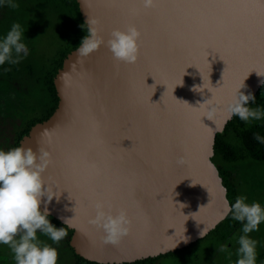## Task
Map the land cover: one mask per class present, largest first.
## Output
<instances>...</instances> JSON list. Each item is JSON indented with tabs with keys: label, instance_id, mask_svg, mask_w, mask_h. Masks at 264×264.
Segmentation results:
<instances>
[{
	"label": "water",
	"instance_id": "water-1",
	"mask_svg": "<svg viewBox=\"0 0 264 264\" xmlns=\"http://www.w3.org/2000/svg\"><path fill=\"white\" fill-rule=\"evenodd\" d=\"M76 2L88 34V20H98L105 43L134 25L139 54L128 64L101 45L79 57L80 42L63 58L55 109L18 142L50 156L42 179L53 198L42 197L40 211L72 230L68 244L86 261L132 263L183 248L225 218L213 145L241 83L252 96L264 83V0ZM97 201L132 221L116 245L89 223Z\"/></svg>",
	"mask_w": 264,
	"mask_h": 264
},
{
	"label": "clouds",
	"instance_id": "clouds-1",
	"mask_svg": "<svg viewBox=\"0 0 264 264\" xmlns=\"http://www.w3.org/2000/svg\"><path fill=\"white\" fill-rule=\"evenodd\" d=\"M142 4L144 8H151L155 0H142ZM11 7L18 5L12 4ZM87 23L89 34L81 41L77 52L79 57H87L104 45L114 59L128 64L136 62L141 33L134 25L127 26L123 31L113 30L105 43L99 35V21L89 19ZM13 52L17 56L21 52L25 55L28 52L24 43V31L19 23H14L0 40V65L5 62L17 63V59H13ZM242 88L243 82L228 105L229 116H238L242 121L260 119L264 116V111L246 106L249 101L255 102V98L250 93L244 95L240 91ZM214 111L215 109H212L209 115ZM255 139L264 143V138L258 134ZM50 163L49 153L43 149H39V156L31 148L21 146L7 151L0 150V244L11 248L15 264H57L56 248L40 241L37 231L40 230L53 242L61 241L68 234L65 228L57 229L50 224L46 210L40 211L41 198L46 196L48 201L53 198V195H46L49 190L42 179V174ZM222 191L225 193V199L224 212L220 218L223 219L228 213H232V218L242 223L243 234L238 239V258L235 264H256L257 242L251 239L249 234L257 231L259 225L264 222V208L258 202L246 203L245 196H239L234 203H230L227 199V189ZM104 207L101 201L94 204L95 217L89 223L103 230L104 243L116 245L130 233L132 221L126 209H119L116 215H112L111 210L106 213ZM71 220H65L69 227L73 226ZM205 234V229L200 232L201 237Z\"/></svg>",
	"mask_w": 264,
	"mask_h": 264
},
{
	"label": "trees",
	"instance_id": "trees-1",
	"mask_svg": "<svg viewBox=\"0 0 264 264\" xmlns=\"http://www.w3.org/2000/svg\"><path fill=\"white\" fill-rule=\"evenodd\" d=\"M12 4L18 7L13 8ZM14 23H19L24 31L28 52L18 56L13 52V59L18 62L0 65V150L4 151L17 147L21 136L34 123L53 112L58 101L53 77L65 55L88 34L76 0H0V40ZM48 32L54 44L51 55L43 54L38 48ZM38 93L42 96L38 97ZM253 97L255 102L249 101L246 106L264 109V83ZM257 134L264 138L263 121L246 123L232 115L214 140L211 161L218 173L233 172V164L244 159L264 162V143L255 139ZM48 219L66 229L65 244L75 259L74 264H99L76 255L68 244L72 230L50 215ZM167 255L124 264H152Z\"/></svg>",
	"mask_w": 264,
	"mask_h": 264
},
{
	"label": "flooded vegetation",
	"instance_id": "flooded-vegetation-1",
	"mask_svg": "<svg viewBox=\"0 0 264 264\" xmlns=\"http://www.w3.org/2000/svg\"><path fill=\"white\" fill-rule=\"evenodd\" d=\"M218 175L221 178L222 185L227 189V199L230 203H234L239 196H245L244 186L240 184V177L236 173H218ZM225 182L227 185H225ZM252 202H258L264 208V189L258 190L249 201H246L249 204ZM50 221L56 225L52 220ZM56 226L62 228L59 225ZM241 228L242 223L234 220L232 213H228L202 238L189 243L183 248L166 253L168 254L167 257L179 256L178 258L182 260L183 264H235L238 258V239L243 234ZM249 237L257 242L256 264H264V222L259 225L257 231L250 233ZM162 258L164 257L160 259ZM158 260L152 262V264H156Z\"/></svg>",
	"mask_w": 264,
	"mask_h": 264
},
{
	"label": "rangeland",
	"instance_id": "rangeland-1",
	"mask_svg": "<svg viewBox=\"0 0 264 264\" xmlns=\"http://www.w3.org/2000/svg\"><path fill=\"white\" fill-rule=\"evenodd\" d=\"M48 34H50V32H48L46 37L40 42L38 48L43 54L51 55L54 49V44L53 42H51V37ZM37 96L40 97L42 96V94L38 93ZM249 107L259 108L264 111V109L260 108L257 105H250ZM254 121L264 122V116H262L260 119H249L245 122L248 123ZM233 168V172L240 177V184L244 186V195L246 197V201H249L258 190L264 189V162H257L252 159H244L233 164ZM49 222L52 226L59 229V227L53 224L50 220ZM37 237L43 243H46L51 247L56 248L58 252L57 264L75 263V259L67 249V246L64 242V238L59 242H53L47 235H44L40 230L37 231ZM18 238L19 237H17V239ZM178 257L179 256H166L162 259H159L156 264H183L182 260ZM0 264H15L13 253L8 245L0 244Z\"/></svg>",
	"mask_w": 264,
	"mask_h": 264
}]
</instances>
